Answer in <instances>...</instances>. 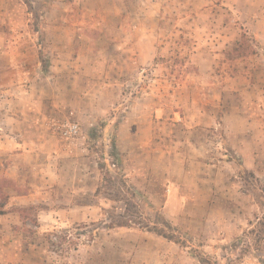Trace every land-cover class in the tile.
Listing matches in <instances>:
<instances>
[{
	"label": "rangeland",
	"instance_id": "374dc122",
	"mask_svg": "<svg viewBox=\"0 0 264 264\" xmlns=\"http://www.w3.org/2000/svg\"><path fill=\"white\" fill-rule=\"evenodd\" d=\"M263 219L264 0H0V264H264Z\"/></svg>",
	"mask_w": 264,
	"mask_h": 264
},
{
	"label": "trees",
	"instance_id": "16d2710c",
	"mask_svg": "<svg viewBox=\"0 0 264 264\" xmlns=\"http://www.w3.org/2000/svg\"><path fill=\"white\" fill-rule=\"evenodd\" d=\"M131 222L133 223H136L135 220H130ZM129 223V221H119V222H116V223H111V225H114V224H117V225H127ZM137 223H140V222H137ZM259 225L262 226L260 227V229L255 233V235L258 237V239H260L261 237L264 238V219L263 220H259ZM251 232H254V229H250L248 231V233H251ZM157 233L163 235V236H166L164 233H162L161 231H157ZM168 237V236H167Z\"/></svg>",
	"mask_w": 264,
	"mask_h": 264
},
{
	"label": "built area",
	"instance_id": "2783aa9c",
	"mask_svg": "<svg viewBox=\"0 0 264 264\" xmlns=\"http://www.w3.org/2000/svg\"><path fill=\"white\" fill-rule=\"evenodd\" d=\"M78 131V125L74 122L66 123L63 129V133L66 136H74Z\"/></svg>",
	"mask_w": 264,
	"mask_h": 264
}]
</instances>
